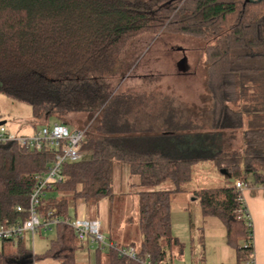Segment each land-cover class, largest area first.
<instances>
[{
  "label": "trees",
  "instance_id": "obj_1",
  "mask_svg": "<svg viewBox=\"0 0 264 264\" xmlns=\"http://www.w3.org/2000/svg\"><path fill=\"white\" fill-rule=\"evenodd\" d=\"M140 34L199 41L209 102L201 115H185L154 90L113 92L109 79L126 74L125 49ZM0 93L28 104L32 118L44 121L16 135L53 124L84 129L81 158L64 161L61 180L42 188L35 206L40 217L51 212L71 218L78 201L94 209L102 198L111 202L119 165L136 179L131 186L139 187L140 240L118 245L134 246L141 260L170 264L172 248L182 250L171 233L172 196L186 190L192 165L210 158L233 181L197 188L193 198L201 216L222 224L235 264H253L252 229L234 183L264 185V0H0ZM77 113L91 121L90 129L66 118ZM226 131H239L238 150L223 147ZM177 133L182 138L172 140ZM189 135L194 145L188 146ZM203 138L212 140V153L197 149ZM56 152L46 140L40 149L0 141V224L28 217L37 176ZM165 182L171 187H158ZM39 230L55 233L44 252L34 254L20 237L0 240V264L43 258L77 264L76 252L89 243H79L63 222ZM191 258L197 259L193 253ZM94 264L141 263L97 246Z\"/></svg>",
  "mask_w": 264,
  "mask_h": 264
},
{
  "label": "rangeland",
  "instance_id": "obj_2",
  "mask_svg": "<svg viewBox=\"0 0 264 264\" xmlns=\"http://www.w3.org/2000/svg\"><path fill=\"white\" fill-rule=\"evenodd\" d=\"M200 48L199 41L189 37L140 34L129 41L125 49L124 60L121 61L124 66L130 64V68L121 78L116 76L109 79L111 88L113 92L154 90L157 95L172 98L174 103L184 110L185 115L191 111L192 115L195 113L201 115L209 102L204 87L205 63ZM182 57L186 59L187 69L185 71L178 70L176 65ZM85 117V114L77 113L66 118L74 127L88 130L91 121H86ZM1 121L5 123L0 125L12 134H17L24 128L23 126L30 124H36L37 128H40V123L44 122L32 118L31 107L28 104L15 101L0 93ZM52 122V119L48 121L49 124ZM222 134L225 149L238 150L240 148L239 131H226ZM181 135V133L175 134L172 140L181 139ZM191 136H188V146L194 145V139ZM211 141L209 138H203L197 149L212 153ZM217 146V141L214 139V149ZM132 179V176L127 173L122 185L116 186L113 181L112 185L115 187L113 200L110 202L104 199L98 209V214L96 210L88 208L82 201L77 203V206L80 207L83 204L84 208L88 209V215L83 214V217L90 218L89 215L98 216L101 219L105 217L102 229L104 235L111 237L115 243L120 245L138 244L140 240L137 229L139 208L136 194L139 188L130 186V183L134 181ZM232 180L226 177L217 163L210 158L199 160L192 165L191 179L186 184V194L178 192L173 194L171 199V233L178 239L182 250L179 252L178 248H172L170 264H235L234 250L228 246L222 248L219 246L222 243H217L218 239L221 240L224 235L222 224L215 218L201 216L199 203L193 198V191L197 188L218 187ZM158 187L168 189L171 183L165 182ZM70 215L74 219L75 215L80 216L81 214L78 210L74 211L70 208ZM54 234L53 230H39L32 241L26 239V244L34 254L42 253L51 238L55 236ZM192 253L196 258L199 257V253H202V260L192 261ZM32 264L59 263L51 258H43L34 260ZM89 264H93L92 257L89 259Z\"/></svg>",
  "mask_w": 264,
  "mask_h": 264
},
{
  "label": "built area",
  "instance_id": "obj_3",
  "mask_svg": "<svg viewBox=\"0 0 264 264\" xmlns=\"http://www.w3.org/2000/svg\"><path fill=\"white\" fill-rule=\"evenodd\" d=\"M84 129L73 128L69 129L63 124H53L51 127H43L29 136H21L12 134L0 125V141L17 140L22 144L42 148L44 140L50 143L57 152L54 155L52 165L49 166L43 174L37 176V184L29 196V215L19 222L12 224H0V240L9 239L12 237H20L22 239L33 240L35 234L40 228L43 230L51 229L56 223L63 222L70 226L78 242L95 244L100 247H109L114 249L119 256L136 260L141 264H152L146 257L141 260L137 256V251L134 246H119L104 235L101 227V222L98 219H90L85 217H70L60 218L51 217V212H47L46 216L40 217L35 210L38 204L39 197L43 194L42 188L49 186L50 183L61 180V166L64 161H75L81 158L79 145L83 138ZM235 187L242 189L244 183L240 180L236 181ZM20 210L19 207H17ZM247 216V223L251 225L250 219ZM249 221V222H248ZM253 257V253L251 254Z\"/></svg>",
  "mask_w": 264,
  "mask_h": 264
},
{
  "label": "crops",
  "instance_id": "obj_4",
  "mask_svg": "<svg viewBox=\"0 0 264 264\" xmlns=\"http://www.w3.org/2000/svg\"><path fill=\"white\" fill-rule=\"evenodd\" d=\"M1 122H2V124L5 123V121H1ZM23 127L24 128H22L20 131H18V133L28 134V133H31L33 130V124L26 125ZM28 130H30V131H28ZM127 173L128 172L125 168H122L119 165L115 166L114 174H113V181L115 182L116 186L122 185V182L124 181ZM132 180H134V182L136 181L135 178H133ZM132 182L130 183V186H131ZM114 189H115V187L113 186V194H114ZM138 191H139V189L136 191V194L138 193ZM182 193L186 194V190ZM240 193H241L242 202H243V204L247 210V214H248V217H249L250 222H251L252 246H253V252H252L253 253V257H252L253 264H264V185L250 183V182H248L246 184L244 183V186L241 189ZM104 199H107V198L100 199L96 209L92 208L93 210H96V213L98 212V209L100 208V205H101V203H103ZM170 208H171V203H170ZM77 210L82 216L80 215V216H76V217H83V214L88 215V213H87L88 209L86 210L84 208L83 204L80 207L77 206L76 211ZM89 216H90V218H96V219L100 220L101 227H102V229L104 228L105 217H103V219H101V217H98V216L97 217H92L91 215H89ZM217 243H219V244L222 243L221 245H219L222 248H223V246L224 247L228 246L226 244V240H225V231H224V235L222 236L221 240L218 239ZM96 248H97V246L95 244H92V243L85 244L83 249L76 252V255H75L76 263L77 264H89V259H90V257H92L93 264H94ZM38 254H40V253H38ZM78 255H80V256H78ZM201 255H202V253H199V257L196 260H192V261H194V262H196L198 260L201 261L202 260Z\"/></svg>",
  "mask_w": 264,
  "mask_h": 264
},
{
  "label": "water",
  "instance_id": "obj_5",
  "mask_svg": "<svg viewBox=\"0 0 264 264\" xmlns=\"http://www.w3.org/2000/svg\"><path fill=\"white\" fill-rule=\"evenodd\" d=\"M246 2L250 1V0H245ZM177 68L178 70H181V71H185L187 69V66H186V59L185 57H182L178 62H177ZM2 124V122L0 123ZM223 172V170H222Z\"/></svg>",
  "mask_w": 264,
  "mask_h": 264
}]
</instances>
